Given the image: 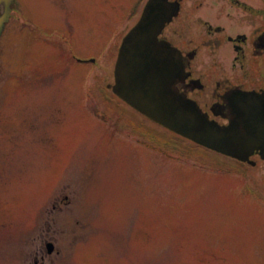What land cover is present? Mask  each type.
Here are the masks:
<instances>
[{"label":"rangeland","instance_id":"374dc122","mask_svg":"<svg viewBox=\"0 0 264 264\" xmlns=\"http://www.w3.org/2000/svg\"><path fill=\"white\" fill-rule=\"evenodd\" d=\"M140 1L15 0L0 40V264H27L13 236L43 234L94 246L74 264H264V161L200 148L100 92ZM65 195L72 216L53 209Z\"/></svg>","mask_w":264,"mask_h":264},{"label":"flooded vegetation","instance_id":"af4514ba","mask_svg":"<svg viewBox=\"0 0 264 264\" xmlns=\"http://www.w3.org/2000/svg\"><path fill=\"white\" fill-rule=\"evenodd\" d=\"M179 1L181 12L167 24L161 40L178 49L187 64V77L177 85L180 92L192 99L211 120L221 125L236 119L234 103L243 96L253 97L254 104L260 109L264 108V4L262 6L255 0H224L229 10L208 9L203 12L185 7L186 0ZM135 6L134 20L138 21L139 18H135L138 16ZM176 19L183 24L185 22L188 28H193L194 38L186 41L178 36L183 35L179 31L183 30L180 27L185 24L178 25L179 29L175 26ZM210 77L217 79L216 82H207L206 78ZM257 157L259 154L256 152L253 158ZM72 205L73 201L65 195L55 202L53 209L63 212L67 208L70 210L67 214L72 216ZM62 233L64 235L65 232ZM13 237H17L13 238V246L19 241L22 243L25 252L22 262L27 264H62L65 260L64 248L73 249L72 246L79 244L82 246L75 249L66 264L70 260L69 264H74V260L79 257L90 258L94 252L93 246L88 253L84 247L90 244L87 245L85 240L79 242L76 236L43 234Z\"/></svg>","mask_w":264,"mask_h":264},{"label":"water","instance_id":"95a60500","mask_svg":"<svg viewBox=\"0 0 264 264\" xmlns=\"http://www.w3.org/2000/svg\"><path fill=\"white\" fill-rule=\"evenodd\" d=\"M14 3L0 0V38ZM179 10L177 1H148L142 18L120 48L114 92L157 124L201 146L244 162L260 150L264 159V108L256 106L253 97L235 101L236 119L222 127L179 92L176 85L187 77V64L178 50L159 40Z\"/></svg>","mask_w":264,"mask_h":264}]
</instances>
